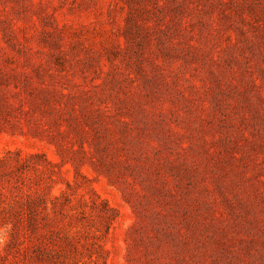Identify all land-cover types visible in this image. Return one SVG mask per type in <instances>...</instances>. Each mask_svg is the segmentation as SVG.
<instances>
[{"label": "rangeland", "instance_id": "rangeland-1", "mask_svg": "<svg viewBox=\"0 0 264 264\" xmlns=\"http://www.w3.org/2000/svg\"><path fill=\"white\" fill-rule=\"evenodd\" d=\"M0 264H264V0H0Z\"/></svg>", "mask_w": 264, "mask_h": 264}]
</instances>
